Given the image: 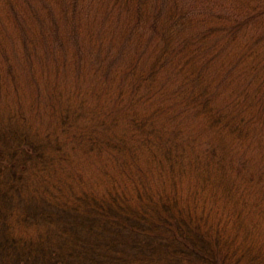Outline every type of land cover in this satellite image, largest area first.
<instances>
[{
	"label": "trees",
	"instance_id": "16d2710c",
	"mask_svg": "<svg viewBox=\"0 0 264 264\" xmlns=\"http://www.w3.org/2000/svg\"><path fill=\"white\" fill-rule=\"evenodd\" d=\"M0 264H264V0H0Z\"/></svg>",
	"mask_w": 264,
	"mask_h": 264
}]
</instances>
